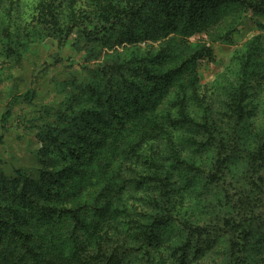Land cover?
Instances as JSON below:
<instances>
[{
	"label": "trees",
	"instance_id": "1",
	"mask_svg": "<svg viewBox=\"0 0 264 264\" xmlns=\"http://www.w3.org/2000/svg\"><path fill=\"white\" fill-rule=\"evenodd\" d=\"M25 1L0 0V31L20 32L29 7L63 42L58 29L74 20L72 14L59 13L63 2L81 12L93 8V17L82 14L74 21L90 40H98L101 32L111 35L117 25L129 28L130 22L164 27L169 33L206 32L212 40L228 39L237 26L240 3L252 5V0H95L88 9L79 0ZM261 1L255 4L260 7ZM156 10L159 21L151 23L148 15L154 16ZM170 41L179 53L168 51L175 55L166 53L160 59L154 50L144 54L142 63L131 69L132 74L136 71L135 87L124 97L116 90L132 88V79L116 84L109 93L97 97L91 93L89 110L110 115L107 123L84 128H93L99 143L102 134L112 135L111 140L117 134L129 138L128 129L135 127L132 151L142 154L135 160L141 164L125 163L118 172L106 169L103 175L87 176L91 181L86 179L83 188L91 193L79 190L75 200L65 190L58 196L57 182L69 177L68 168L78 170L95 148L81 152L72 143V151L57 142L56 154L47 157L53 166L45 167L43 159L36 178L0 173V264H252V260L264 264V187L217 190L223 183L226 156L215 151L222 147L213 145L210 134L223 126L209 112L205 116L197 112L203 96L196 63L212 56L213 49L201 43L186 55L185 43L175 36ZM252 52L240 67L242 80L229 92L232 114L223 113L225 121L233 119L238 125L242 117L256 119L264 112L259 103L245 109L241 101L249 88L264 92V53L257 47ZM32 97V91L25 93L26 99ZM258 125L251 131L254 142L245 147L248 167L255 173L264 168V119ZM219 244L217 256L212 247ZM251 247L256 250L253 259Z\"/></svg>",
	"mask_w": 264,
	"mask_h": 264
},
{
	"label": "rangeland",
	"instance_id": "2",
	"mask_svg": "<svg viewBox=\"0 0 264 264\" xmlns=\"http://www.w3.org/2000/svg\"><path fill=\"white\" fill-rule=\"evenodd\" d=\"M79 1L81 6L91 9L95 0ZM255 1L252 0V5H247V8L246 1H243L245 4L240 3L235 30L228 39L216 40H212L206 32L184 35L170 29L169 33L164 27L157 30L139 22H130L129 28L117 25L111 35L104 36L101 32L98 40H90L74 23L77 22L76 17L82 14L93 17V8L81 12L73 9L70 3L63 2L65 8L59 13L65 17L74 16V20H67L62 29H58L66 40L63 42V39L50 34V28L41 20L42 17L35 16L36 10L29 12L27 7L28 12L23 13L25 20L22 25L25 27L20 32L13 29L0 31V173L7 178L22 176L23 179L25 175L36 178L43 159H46L45 167L53 166L47 157L49 153L56 154L57 142L72 151V143L81 152L95 148L92 153L86 154L87 160L78 165V170L70 172L68 168L69 172L65 175L69 173V177H65L63 183L57 182V195H62L65 190V195L75 200L79 190L91 193L90 188H83L84 181L89 179L87 176L103 175L106 169L118 172L125 163L126 166L141 164V161L135 160L140 159L142 154L132 151L135 127L128 129L131 130L129 138L117 134L116 140H111L112 135L102 134L99 143L96 131L84 128L90 123H107V115H110L89 110L93 106L91 93L95 92L96 97L99 93H109L110 89H117L116 84L132 79V88L116 90V95H127L135 87L133 77L136 71L132 74L131 69L142 63L144 54L154 50L159 53L160 59L166 53L175 55L168 51L179 53L170 44V37L175 36L186 44V55L190 54L188 50L201 43L213 49L212 56L198 60L195 70L203 96L201 111L197 112L204 116L209 112L223 126L221 131L214 130L210 134L213 145L222 147H215V151L226 156L223 158L225 168L221 172L225 174L223 183L217 185V190L223 192L230 189L231 193L238 188L253 191L255 185L264 187V168L255 173L248 167L245 155L247 143L254 142L251 131L258 128V123L264 119L263 109L256 119L242 117L240 125L233 119L225 121L223 117V113L232 114L228 106V101H232L229 92L231 88L234 92V87L243 78L244 68L241 70L240 67L247 54L253 53V47L264 53V2L261 1L262 6L258 7ZM156 4L157 1L152 6ZM155 12L154 16L148 15L151 23L159 21L158 10ZM42 15L48 17V10ZM137 27H141L142 31H138ZM250 63L245 67L249 68ZM118 66L123 68L119 71ZM119 74L122 77H118ZM257 89L249 88L242 92L241 101L246 105L245 109L253 103L264 107V92L260 93ZM254 90L256 92L253 93ZM28 91L33 94L30 99L25 98ZM228 122L231 124L227 125ZM231 126L234 128L231 129ZM108 132L111 134L110 130ZM46 174L50 176V170ZM199 177V174L195 175L197 180H200ZM95 185H98L97 181ZM217 209L220 211L223 208L217 206ZM182 211L185 213V210ZM212 251L218 256L220 244L212 247ZM255 253V248L251 247V259ZM254 263L257 262L252 260Z\"/></svg>",
	"mask_w": 264,
	"mask_h": 264
}]
</instances>
